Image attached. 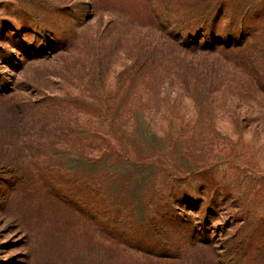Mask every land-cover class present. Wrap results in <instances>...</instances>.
<instances>
[{
    "label": "rangeland",
    "instance_id": "rangeland-1",
    "mask_svg": "<svg viewBox=\"0 0 264 264\" xmlns=\"http://www.w3.org/2000/svg\"><path fill=\"white\" fill-rule=\"evenodd\" d=\"M195 1L202 9L216 0ZM255 4L248 41L235 15L210 17L203 37L181 34L187 0H0V112L29 102L47 123L24 118L17 143L84 150L103 163L97 195L60 202L34 176V155L6 156L0 143V264H264V54L255 73L220 68L213 124L176 85L189 65L218 55L210 47L263 38L264 0ZM166 6L169 20L157 19ZM146 72L169 83L170 105H152L137 134L124 101ZM119 105L123 113L106 115L113 124L100 113ZM140 131L152 133L150 146ZM103 214L109 233L95 225Z\"/></svg>",
    "mask_w": 264,
    "mask_h": 264
},
{
    "label": "trees",
    "instance_id": "trees-1",
    "mask_svg": "<svg viewBox=\"0 0 264 264\" xmlns=\"http://www.w3.org/2000/svg\"><path fill=\"white\" fill-rule=\"evenodd\" d=\"M187 1L189 2V5L192 6L189 8L185 7L184 11H187L188 13L184 14L187 17V21H185L190 22V24L187 27H183L181 34L197 31L196 33L203 37V33L206 30H213L214 28L208 26L210 17H213L214 22H216L221 17L223 19H228L229 17V20H231L232 16L235 15V20H237L238 24L243 27L242 32L245 34L247 33L246 37H249L247 40L250 41L253 37L251 33H248V29L250 30L251 28L248 23L251 19L255 18V13H258L255 4L257 0L248 3L249 5H237L236 3L235 7L231 8H227L226 5L224 6L223 4L221 7L216 6V3L219 1L216 0L214 3H206L202 9L195 6V4H198L197 1ZM235 11L236 14H234ZM166 12H168L167 6L161 11V13L156 15V18L168 21L169 19L166 18ZM255 29L258 28H253L252 31L254 34ZM259 29H261V32L263 33V38L261 40H256L253 45L249 42H241L240 44L235 45L230 43L226 45L227 47L224 46L222 49L216 48L215 46L210 47V49L215 51V54L218 55H213L214 57H210V59H205L189 65L190 69L193 70V73L188 74L185 72V74L182 75L183 80H180L179 84H176L183 88L182 89L177 86L179 90L188 94L187 99L195 108V112L198 116L208 117L211 122L210 124H213L212 112L215 110V101L219 97L212 95V93L216 91L211 88L212 86H217L219 91L221 88H224L225 83L223 76L219 75L221 72L220 68H223L226 65V62H229L234 68H240L245 71L251 70L255 73L254 69L259 68L258 65H262L260 63L257 64V53L264 54V20ZM176 31H178V29H176ZM246 37H242V40ZM260 44H262V46H260ZM215 45H221V42H216ZM205 47L209 48L207 45ZM137 65L138 62H135L133 68ZM143 66L144 65L141 67ZM162 78L163 76L156 72H146L144 74L136 75L128 88V93L126 94L127 99L124 102L127 101V103H131L135 108L129 113V115L133 117V120L131 121L134 123L136 133L137 124L144 128L145 125L147 126L149 120L148 117L153 116L157 112L150 109L152 105H155V107H160L164 104L170 105L169 92L168 94L165 92L166 89L169 90V88L166 87L169 83L163 84ZM138 80L139 82H137ZM170 81L174 80L170 79ZM260 81L263 83L262 79H260ZM259 82H255L258 84L256 87H259ZM226 87L227 86H225V88ZM261 93L264 94L263 91ZM177 94V97L179 98L181 95L179 93ZM174 99L172 98V100L176 102L177 98ZM124 102H121L120 104ZM110 112L114 113L113 115L119 116L121 112H124V107L119 105L116 109L113 108V111H111V109L100 110V113H104L105 117H107L106 115H109ZM42 115L44 114H42L40 109L35 107V104H31L29 102H26L23 107H17L13 104L4 106L3 111L0 112V139L2 140V142H0L2 144L1 150H5L4 153L6 156H10L17 150H27L31 155H34L39 166L37 168L38 173L34 171V176L38 175V177L45 179L46 184H48L50 188L52 198L57 201L61 202L62 200L64 202L71 203L76 202L77 204L79 198H84L85 195H97L98 191L95 190H97V186L101 185L103 177L101 175L96 176V173L100 170L98 167L102 166L103 163L95 161V156L93 154H85L84 150H47L49 153L44 154V151L46 150H38L39 145L36 146L31 144V147H33L31 149L29 146H23L26 142H21V144L20 142L17 143L19 134L22 137L23 133H19V122L24 118H34L36 121H32L30 123H34L36 126L38 125L37 127L42 130V127L44 128L47 124L46 119H41L44 117ZM104 119L106 120V118ZM107 120L111 121L112 124L116 121V119L108 117ZM24 126L28 127V124H24ZM139 133H144L145 136L138 138V140L141 141L143 145L150 146V139H147V133L149 136L152 135V133L147 131H140ZM154 135H156V133ZM66 163L72 164L73 166H71L69 170H66L64 166ZM91 172L92 176H89L88 173ZM60 184L64 186L60 188ZM76 204L75 206H78ZM74 208L75 207H72L70 209L73 210ZM89 213L91 212L89 211ZM95 213L96 212L94 211L92 216L96 217L97 214ZM96 221L97 224L95 223V225L97 229L101 233H107L110 226L107 214L100 215V220H97L96 218L95 222ZM109 232L110 231H108V233Z\"/></svg>",
    "mask_w": 264,
    "mask_h": 264
}]
</instances>
